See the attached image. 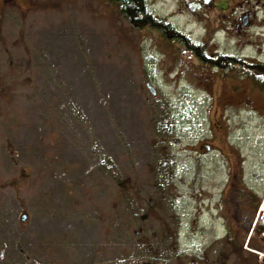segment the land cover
I'll list each match as a JSON object with an SVG mask.
<instances>
[{
  "label": "rangeland",
  "instance_id": "rangeland-1",
  "mask_svg": "<svg viewBox=\"0 0 264 264\" xmlns=\"http://www.w3.org/2000/svg\"><path fill=\"white\" fill-rule=\"evenodd\" d=\"M200 18L205 54L264 63V28ZM189 51L104 0H0V264H264V88Z\"/></svg>",
  "mask_w": 264,
  "mask_h": 264
},
{
  "label": "flooded vegetation",
  "instance_id": "flooded-vegetation-1",
  "mask_svg": "<svg viewBox=\"0 0 264 264\" xmlns=\"http://www.w3.org/2000/svg\"><path fill=\"white\" fill-rule=\"evenodd\" d=\"M143 1L146 6L145 0ZM175 1L179 4L178 9L175 12L166 15L164 18H160L154 15L153 13H151L150 10L148 11L155 17V19L163 23V24L161 23L159 24L160 29H158L157 27H150L151 30H158L160 34L161 32H165V38L170 39L171 41H174L176 43H180V42L192 43L191 36L185 33L184 30L179 29L178 25L175 24L174 19L178 15L187 16L188 18L196 22H198V20H201L200 16H203V19L209 20V23L207 24L209 38L208 37L205 38L206 41L209 40V43L212 42L213 39H215L217 33L224 34L227 38L229 37L233 38L234 37L233 34L236 32L240 33L241 31H251V32L254 31V35H255L257 29L264 28V21L261 23H257L258 22L257 19L260 16V14L258 17H256V19L254 18L252 19V17L250 16L251 13L250 11H248L245 14H239L238 16H235L233 18L227 16V13L231 10V7L235 0H175ZM259 1L260 0H257V3H259ZM258 11L261 12L262 15H264V9L257 10L253 15H256ZM219 22L221 24L220 26H219ZM261 33L262 34H260V36L258 37H262V39L264 40V36H261L263 35V32ZM256 35H258V33ZM238 38H240V40L243 39L241 37ZM189 52L193 54V56L195 57L197 56L195 53H192V51ZM215 54L216 56L207 55V54H205V56H208L212 61L216 60L219 57H223V58L232 57L228 55H221L219 53H215ZM200 63L203 64L202 61H200ZM205 65L207 66V64ZM222 66L228 69L230 68V66H228L227 64H223Z\"/></svg>",
  "mask_w": 264,
  "mask_h": 264
},
{
  "label": "trees",
  "instance_id": "trees-1",
  "mask_svg": "<svg viewBox=\"0 0 264 264\" xmlns=\"http://www.w3.org/2000/svg\"><path fill=\"white\" fill-rule=\"evenodd\" d=\"M104 1L113 3L118 12L136 28L145 29L148 27H157L160 29L159 24L161 22L155 19V17L148 11L143 0ZM161 34L162 36H165V32H161ZM180 46L197 54L198 56H196V58L199 62L202 61L204 65L207 64V66H210L217 71L226 73L228 68L222 65L227 64L230 66V70H235L240 76L250 80L260 90L264 88V63L253 62L239 57H219L212 61L208 56H205L203 51L204 46L202 45L195 46L192 43L180 42Z\"/></svg>",
  "mask_w": 264,
  "mask_h": 264
},
{
  "label": "built area",
  "instance_id": "built-area-1",
  "mask_svg": "<svg viewBox=\"0 0 264 264\" xmlns=\"http://www.w3.org/2000/svg\"><path fill=\"white\" fill-rule=\"evenodd\" d=\"M258 220L264 225V199L260 205Z\"/></svg>",
  "mask_w": 264,
  "mask_h": 264
},
{
  "label": "water",
  "instance_id": "water-1",
  "mask_svg": "<svg viewBox=\"0 0 264 264\" xmlns=\"http://www.w3.org/2000/svg\"><path fill=\"white\" fill-rule=\"evenodd\" d=\"M147 87H148L149 91L154 95V90H153V88L150 87L149 85H147ZM207 149H208V148H207ZM22 221H23V222L26 221V216H23V217H22Z\"/></svg>",
  "mask_w": 264,
  "mask_h": 264
},
{
  "label": "bare ground",
  "instance_id": "bare-ground-1",
  "mask_svg": "<svg viewBox=\"0 0 264 264\" xmlns=\"http://www.w3.org/2000/svg\"><path fill=\"white\" fill-rule=\"evenodd\" d=\"M220 72V71H219Z\"/></svg>",
  "mask_w": 264,
  "mask_h": 264
}]
</instances>
